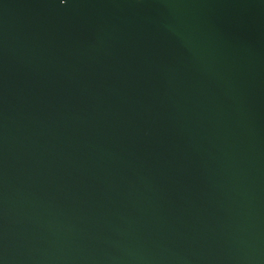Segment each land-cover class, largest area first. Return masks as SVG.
I'll return each mask as SVG.
<instances>
[{
    "label": "water",
    "instance_id": "water-1",
    "mask_svg": "<svg viewBox=\"0 0 264 264\" xmlns=\"http://www.w3.org/2000/svg\"><path fill=\"white\" fill-rule=\"evenodd\" d=\"M0 264H264V0H0Z\"/></svg>",
    "mask_w": 264,
    "mask_h": 264
}]
</instances>
